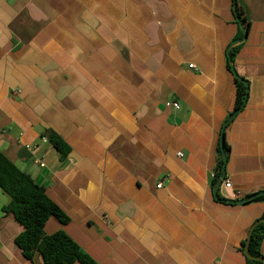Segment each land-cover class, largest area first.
<instances>
[{"label":"crops","instance_id":"crops-1","mask_svg":"<svg viewBox=\"0 0 264 264\" xmlns=\"http://www.w3.org/2000/svg\"><path fill=\"white\" fill-rule=\"evenodd\" d=\"M237 8L248 36L232 59L249 92L216 184L232 201L264 190V0H0V150L69 216L47 234L63 229L98 264H246L264 199L213 193ZM9 200L0 187V264H45L17 246Z\"/></svg>","mask_w":264,"mask_h":264},{"label":"trees","instance_id":"trees-1","mask_svg":"<svg viewBox=\"0 0 264 264\" xmlns=\"http://www.w3.org/2000/svg\"><path fill=\"white\" fill-rule=\"evenodd\" d=\"M241 21L247 22L241 8H237ZM248 30V26H247ZM240 44L231 50V57L237 53ZM232 72V71H231ZM244 80V79H242ZM235 77L237 84V97L234 110L241 108L245 95L246 85ZM231 113V114H232ZM230 114V115H231ZM229 115V116H230ZM49 141L59 152L60 160H64L70 153V146L55 132H47ZM220 145V144H219ZM224 150L228 158L229 145L224 140ZM224 158L219 146V159L215 168L213 185L219 182L222 174ZM0 187L9 196V203L2 207L4 212L13 213L15 218L24 227V230L16 237V244L22 250L23 255L32 260L36 253L42 255L45 264H98L81 246L63 229L52 234L45 232V225L50 217H56L61 223L67 224L69 216L47 194L46 188L38 184L26 171L19 168L0 150ZM264 199V194L253 199H247L243 204ZM261 218H264V213ZM264 238V223H259L252 233L249 245L250 254L264 258L261 252V244ZM246 239L242 242L241 250L244 252ZM246 264H263L259 259L246 257Z\"/></svg>","mask_w":264,"mask_h":264},{"label":"water","instance_id":"water-1","mask_svg":"<svg viewBox=\"0 0 264 264\" xmlns=\"http://www.w3.org/2000/svg\"><path fill=\"white\" fill-rule=\"evenodd\" d=\"M235 6H236V3H235ZM235 14H236V18H237V21L241 27V30L243 32V36L239 39H235L233 40L230 45L228 46L227 48V55L229 57V64H230V70L232 71V73L234 74V76L237 78V79H240L242 80V78L238 75L237 71H236V68H235V65H234V61L231 57V50L234 46L238 45V44H242L246 41L247 39V36H248V30H247V27L245 26V24L241 21V18L239 16V14L235 11ZM244 82V84L246 85V95H245V98H244V101H243V104L241 106L240 109L238 110H235L225 121L224 123L222 124V128H221V135H220V140H219V143H220V148L222 150V153H223V158H224V164L222 166V174L219 178V181L223 180L225 178V175H226V164H227V156H226V153H225V150H224V140H225V128L226 126L229 124V122L239 113V111L245 106L246 102H247V98H248V92H249V83L248 81L246 80H242ZM213 193H214V196L216 199L218 200H221V201H224V202H235V203H238V204H243L248 198L249 199H253L257 196H260V195H263L264 194V190L262 191H259L257 193H254L253 195H250L248 198H245V199H241V200H237V201H232V200H229V199H222L219 197L218 195V192H217V185H214L213 186ZM259 223H264V218H259L257 219L253 224L252 226L250 227V230L248 232V235H247V238H246V243H245V247H244V255L247 257V258H252V259H259L263 262L264 264V258H258V257H255L253 255L250 254V251H249V245H250V242H251V238H252V233H253V230L255 229V227L259 224Z\"/></svg>","mask_w":264,"mask_h":264},{"label":"built area","instance_id":"built-area-1","mask_svg":"<svg viewBox=\"0 0 264 264\" xmlns=\"http://www.w3.org/2000/svg\"><path fill=\"white\" fill-rule=\"evenodd\" d=\"M190 66H191L192 68H196V66H195L194 64H191ZM19 92H20V90H18V89H15V90L13 91V93H15V94H18ZM172 106H173L175 109H178V108L180 107V105H179V103H178L177 101H173V102H172ZM42 140H43L44 142H47V141H48V139H47L46 137H43ZM26 147H27L28 150H30V151H32V152H35V151L37 150V148H38V144H37V143H31V144H27ZM178 155H179V156H182V153L179 152ZM35 162L39 163L41 166H44V161H43V159H40V158L36 157V158H35ZM225 185H226L227 187H231V185H232V184H231V181L227 179L226 182H225ZM162 186H163V182L160 181V182L157 184V187H158V188H161Z\"/></svg>","mask_w":264,"mask_h":264}]
</instances>
